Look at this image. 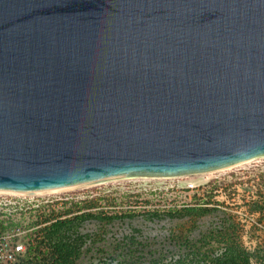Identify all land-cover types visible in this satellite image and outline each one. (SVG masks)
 Instances as JSON below:
<instances>
[{
    "label": "water",
    "instance_id": "1",
    "mask_svg": "<svg viewBox=\"0 0 264 264\" xmlns=\"http://www.w3.org/2000/svg\"><path fill=\"white\" fill-rule=\"evenodd\" d=\"M264 157V0H0V193Z\"/></svg>",
    "mask_w": 264,
    "mask_h": 264
},
{
    "label": "rangeland",
    "instance_id": "2",
    "mask_svg": "<svg viewBox=\"0 0 264 264\" xmlns=\"http://www.w3.org/2000/svg\"><path fill=\"white\" fill-rule=\"evenodd\" d=\"M185 206L198 211H177ZM56 218L69 220L57 231L75 248L68 264L170 262L187 245L217 252L225 230L249 251V264H264V157L203 174L0 193L1 252L23 249L9 264H53L45 227Z\"/></svg>",
    "mask_w": 264,
    "mask_h": 264
},
{
    "label": "trees",
    "instance_id": "3",
    "mask_svg": "<svg viewBox=\"0 0 264 264\" xmlns=\"http://www.w3.org/2000/svg\"><path fill=\"white\" fill-rule=\"evenodd\" d=\"M186 214H194L198 210L193 206H185L177 210ZM81 212L79 216H83ZM69 222L67 218H56L51 221L45 229L48 232L50 243V257L53 264H68L75 248L65 241H62L57 231ZM219 250L210 249L202 251L200 245L188 246L181 254L176 256L170 262H156L151 264H249V256L251 255L248 250L243 246L230 241V235L226 230L219 231Z\"/></svg>",
    "mask_w": 264,
    "mask_h": 264
},
{
    "label": "built area",
    "instance_id": "4",
    "mask_svg": "<svg viewBox=\"0 0 264 264\" xmlns=\"http://www.w3.org/2000/svg\"><path fill=\"white\" fill-rule=\"evenodd\" d=\"M1 245H0V264H9L10 261L14 259L15 255H19L21 252H23L22 245L16 244L13 246V250L11 252L3 254L1 252Z\"/></svg>",
    "mask_w": 264,
    "mask_h": 264
},
{
    "label": "bare ground",
    "instance_id": "5",
    "mask_svg": "<svg viewBox=\"0 0 264 264\" xmlns=\"http://www.w3.org/2000/svg\"><path fill=\"white\" fill-rule=\"evenodd\" d=\"M54 192H56V191H54ZM45 193H50V192H45ZM35 194H42V193H35ZM35 194L30 193V194H18V195H35ZM15 195H17V194H15Z\"/></svg>",
    "mask_w": 264,
    "mask_h": 264
}]
</instances>
